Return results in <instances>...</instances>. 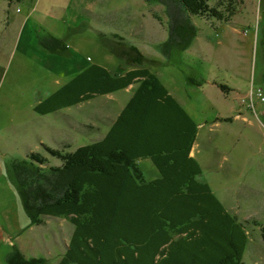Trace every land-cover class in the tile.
I'll use <instances>...</instances> for the list:
<instances>
[{"label": "rangeland", "instance_id": "obj_1", "mask_svg": "<svg viewBox=\"0 0 264 264\" xmlns=\"http://www.w3.org/2000/svg\"><path fill=\"white\" fill-rule=\"evenodd\" d=\"M170 5L181 14L171 0H0V9L8 14L4 25L14 15L21 25L18 52L3 58L0 83V264H7L15 246L27 256L57 264L74 230L60 216L31 223L22 204L11 163L26 157L25 146L42 145L30 134L38 130L46 143L73 151L101 138L131 92L119 90L47 115L34 112L32 105L67 83L80 63L111 69L125 61L122 55L136 56L132 45L145 52V64L198 123V178L209 182L246 225L245 263L264 264V100L256 95L258 88L264 94V0H241L230 21L190 14L197 35L187 47L163 40L169 38ZM37 28L54 30L69 47L62 54L41 56L40 66L48 67L44 71L28 58L38 55ZM188 74L204 83H192ZM68 139L71 145L64 146ZM61 163L49 153L43 165L47 170ZM138 165L146 179L160 176L149 157L140 158Z\"/></svg>", "mask_w": 264, "mask_h": 264}, {"label": "trees", "instance_id": "obj_2", "mask_svg": "<svg viewBox=\"0 0 264 264\" xmlns=\"http://www.w3.org/2000/svg\"><path fill=\"white\" fill-rule=\"evenodd\" d=\"M171 1L182 12L169 6V42L182 47L197 35L190 14L230 21L241 3ZM38 40L53 52L67 48L50 32H41ZM131 48L140 62L143 53ZM187 78L204 83L192 74ZM135 81L134 92L101 139L73 151L46 146L62 160L47 170V157L39 152L11 163L31 223L50 215L74 224L57 264H246V225L209 182L198 178L202 166L191 155L198 123L155 72L119 67L111 73L94 62L35 108L51 112ZM143 157L153 161L160 176L145 178L138 165ZM6 257L7 264H48L46 257L27 256L16 246Z\"/></svg>", "mask_w": 264, "mask_h": 264}, {"label": "crops", "instance_id": "obj_3", "mask_svg": "<svg viewBox=\"0 0 264 264\" xmlns=\"http://www.w3.org/2000/svg\"><path fill=\"white\" fill-rule=\"evenodd\" d=\"M7 10V9H6ZM2 12H4V14L2 13ZM6 12L7 11H3L2 9H0V83H1V81H2V79L4 78V64H2V62H4V60H3V58L5 57V61H6V58L7 57H11V56H14L15 57V55H16V53L18 52V41L16 42V39H17V36H16V30H17V28H18V16L17 15H14L13 16V18L11 19V20H9L10 22H9V25L8 26H5L4 25V23H5V20L8 18V14H6ZM26 25H27V23H26ZM7 28V29H5V27ZM19 26H21V25H19ZM13 27H14V31H13ZM51 32L50 33H54L53 35H57V37L59 38L60 36L57 34V33H55L54 32V30H50ZM45 32H49L48 30H45ZM41 34V32H40V30L37 28V44L39 45V47H37V52H38V55L37 54H35V55H33L32 57H28V58H30L33 62H35L38 66H40V64H39V62L38 61H44V58H42L41 56H43L44 54L48 57V53H55L56 55L57 54H62V53H64L66 50H67V48H65V50L64 51H62V52H53V51H50V50H48V49H46V48H44L43 46H41L40 45V43H39V40H38V37H39V35ZM60 39H62V38H60ZM169 38H163V40H165L166 42H168L169 40H168ZM62 41L64 42V44H65V46L66 47H68V44H67V42H65V39H62ZM190 46V45H189ZM69 48V47H68ZM142 51V53L144 54V56H143V58L140 60V62H138V61H136V58H137V55L135 56H132L131 55V53H126V54H124V55H122L121 57L123 58V60H125L124 62H120V63H118V64H116V66L114 67V68H108L107 66V68H108V70L111 72V73H116L117 71H118V69H119V67H122V68H141V67H147V68H149L150 70H152L153 68H152V66H150L149 64H145V60H146V57H145V52H143V50H141ZM44 52H46V53H44ZM48 54V55H47ZM147 62V61H146ZM5 63V62H4ZM94 63V62H93ZM97 63V62H96ZM91 63H86V64H84V65H82L81 63L79 64V66H78V68H77V70H76V72H73L74 74H73V76H75L77 73H81V71L83 70V69H85L86 67H88L89 65H90ZM101 64V63H100ZM103 65V64H102ZM105 66V65H104ZM45 68H47L48 69V67H47V64L44 66V65H42V66H40V70L41 71H44V69ZM40 71V72H41ZM153 72H155L154 70H152ZM47 72V71H46ZM156 73V72H155ZM157 74V73H156ZM158 75V74H157ZM72 76V77H73ZM159 76V75H158ZM66 83V82H65ZM64 83V84H65ZM64 84H62V85H64ZM61 85V86H62ZM166 85V84H165ZM61 86H59L58 88H60ZM136 86H137V82L135 81V82H133V83H131V84H129L127 87H125V88H122V89H119V90H123V89H126V90H128L129 92H131V95H132V93L134 92V88H136ZM0 87H1V84H0ZM58 88H56L54 91H56ZM169 89V88H168ZM119 90H116V91H119ZM54 91H52L51 93H53ZM116 91H114V92H116ZM114 92H109V93H105V94H101V95H96V96H94V97H92V98H90V99H88V100H84V101H81V102H78V103H76V104H72V105H69V106H65V107H61V108H58V109H56V110H54V111H51V112H47V113H42V112H39V111H37L36 110V105H32V110L34 111V112H36V113H38L39 112V114H50V113H57V112H59L61 109H63V108H65L66 109V107H71V106H74V105H78V104H81V103H83V102H85V101H89V100H93V99H96V98H98L99 96H103V95H109V94H112V93H114ZM171 92V91H170ZM51 93H49L48 92V95L46 96V97H48ZM172 93V92H171ZM45 97V98H46ZM131 97V96H130ZM44 98V99H45ZM44 99H42V100H40L39 102H38V104L40 103V102H42ZM128 101V100H127ZM125 105V104H124ZM124 106H121L120 107V110H119V112L121 111V109L123 108ZM119 112L114 116V117H112V118H110V121H109V124H108V127H107V130L109 129V127L111 126V124L114 122V120L116 119V117L118 116V114H119ZM76 127L77 126H74V129L75 130H77L76 129ZM107 130H106V132H107ZM105 132V133H106ZM105 133L104 134H102V136H101V138L105 135ZM30 138H33V140L34 141H36L37 139H38V141H41V146H34V145H29V146H25L24 147V151H25V155H26V157H28L29 156V154L31 153V152H39V153H41V154H43L44 156H46L47 157V155L49 154L48 153V151H47V149H46V146H50V147H52V148H55V149H59V150H62L59 146H55L54 144H52V143H46L45 141H46V138L45 137H43L42 136V134L40 133V132H38V130H35V131H33L31 134H30ZM101 138H99V139H101ZM98 139V140H99ZM69 145H71V139H68V142H66L65 144H64V146H69ZM194 146H195V144H194ZM194 146H193V148H192V151H191V155H193V156H195L196 157V155H195V148H194ZM44 148V149H43ZM48 154H47V153ZM200 162V161H199ZM201 164V163H200ZM202 166V165H201Z\"/></svg>", "mask_w": 264, "mask_h": 264}, {"label": "built area", "instance_id": "obj_4", "mask_svg": "<svg viewBox=\"0 0 264 264\" xmlns=\"http://www.w3.org/2000/svg\"><path fill=\"white\" fill-rule=\"evenodd\" d=\"M256 95L260 98V100H264V94L262 88L256 89Z\"/></svg>", "mask_w": 264, "mask_h": 264}]
</instances>
